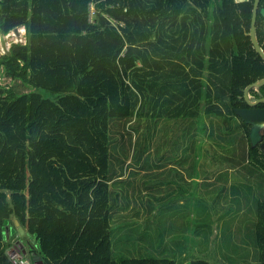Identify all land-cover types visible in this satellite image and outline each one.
Masks as SVG:
<instances>
[{"label":"trees","instance_id":"trees-1","mask_svg":"<svg viewBox=\"0 0 264 264\" xmlns=\"http://www.w3.org/2000/svg\"><path fill=\"white\" fill-rule=\"evenodd\" d=\"M254 1L0 0V33L27 31L0 56V74L29 87L0 86V264H11V250L29 264H176L114 259L108 199L127 198L109 183L128 157L158 155L157 127L174 120L198 136L209 120L214 140L224 126L264 171L236 113L264 79L250 37ZM249 95L264 98V86ZM25 235L34 241L14 243ZM255 235L264 264V202Z\"/></svg>","mask_w":264,"mask_h":264},{"label":"rangeland","instance_id":"rangeland-1","mask_svg":"<svg viewBox=\"0 0 264 264\" xmlns=\"http://www.w3.org/2000/svg\"><path fill=\"white\" fill-rule=\"evenodd\" d=\"M92 6L91 12L94 14ZM26 27L12 30L7 35L0 33V56L6 54L14 43H25ZM14 85L18 91H28L29 87L20 81H12L9 77L0 74V86ZM226 141L224 150L220 146H213L212 155L223 153L232 162L237 161L238 171L230 173L227 191L219 190L224 185H218L212 192L204 194L203 190L191 193L187 200L184 212H170L160 214L157 210L156 197L150 199L149 212L139 214L136 211L127 212L120 219L125 223L142 221L149 232V237L143 238L139 231L126 240H116L114 246L118 251L115 260L145 258H160L172 260L176 264H191L196 261H205L209 264H259L258 248L255 231L252 229L256 220L259 203L264 202V171L253 164H245L240 156L243 141L241 136L231 137ZM215 145V144H214ZM236 148V152L230 149ZM242 183V185H241ZM239 187V188H238ZM180 198V197H177ZM229 205L228 219H224L222 204ZM123 206L122 204H119ZM108 199V209L113 211L119 207ZM244 206V213L240 214L237 207ZM239 214L240 225L231 219ZM164 215V217H160ZM169 217V218H168ZM163 223V224H161ZM129 225L127 227H130ZM136 228V227H135ZM119 231L115 229L114 232ZM161 231V233L159 232ZM143 232V231H142ZM31 235H25L16 242H33ZM255 250L256 252H253Z\"/></svg>","mask_w":264,"mask_h":264},{"label":"crops","instance_id":"crops-1","mask_svg":"<svg viewBox=\"0 0 264 264\" xmlns=\"http://www.w3.org/2000/svg\"><path fill=\"white\" fill-rule=\"evenodd\" d=\"M236 1L244 2L248 0ZM262 9H264V6ZM181 121L174 120L168 123L167 126L164 125V121L159 123L155 140L159 149L158 155L128 157L125 160L123 174L120 175V178L110 181V194L127 198L122 200L124 201L123 207L119 206L114 211L112 209L111 225L113 230L111 241L113 255L118 251V247L114 246L115 235L120 236L116 238L119 241L126 240L128 237L133 238L137 230L143 238L150 236L142 221L135 224L122 223L120 219L125 217L127 212L136 211L139 214H145L151 211L146 204H150V199L153 197H156V206L160 214L184 212L185 208L183 207L188 200H185V197L191 196L192 191L203 190L205 195L207 193L210 195L213 189L219 188L217 186L223 184L224 187L219 188V190L225 192L227 191L226 186L229 184L230 173L238 171L239 167L233 166L238 165L237 159L232 162L224 155V152L212 155L214 154L213 146H220V150H224V143L228 138L224 126H222L220 133H217V139L214 140L209 120H206V124L203 126V134L199 136L200 132H198L196 125L191 123L186 125L183 123L182 125L181 123L177 124ZM235 123L237 122L235 121ZM235 123H233V126L237 127ZM236 127L232 132L237 133ZM244 163L251 164L248 152ZM120 203L121 201L117 202V204ZM220 208H223L224 219L227 220V211L231 210V207L224 203L220 205ZM244 209L243 205L241 208L238 206L236 212L239 211L238 213L243 214ZM160 217L165 218L164 215H160ZM257 218L258 211L252 226L255 234ZM231 219H235V223H238L237 226L240 225L239 214ZM129 225L132 226L127 227ZM115 229H119V231L114 232ZM159 232L161 233V231ZM253 252L256 251L253 250ZM128 259L135 258L129 257Z\"/></svg>","mask_w":264,"mask_h":264},{"label":"water","instance_id":"water-1","mask_svg":"<svg viewBox=\"0 0 264 264\" xmlns=\"http://www.w3.org/2000/svg\"><path fill=\"white\" fill-rule=\"evenodd\" d=\"M261 0H255L254 6L252 9V19H251V28H250V37L253 43V46L256 52L262 57L264 60V49L262 48L256 32V24L258 19V12L260 8ZM264 18V9L260 11ZM263 35H264V21H263ZM264 86V79L257 81L251 85H249L244 92V98L249 106L246 109H238L236 110L237 115L243 120V122L251 125L250 129V141L252 147H257L264 140V109L259 108L258 106L261 103H264V98L258 99L256 101H252L250 99V90L253 88H260ZM262 145L261 148H263ZM14 224L17 227V230L20 235L24 234L23 229L19 226L18 220H14Z\"/></svg>","mask_w":264,"mask_h":264},{"label":"built area","instance_id":"built-area-1","mask_svg":"<svg viewBox=\"0 0 264 264\" xmlns=\"http://www.w3.org/2000/svg\"><path fill=\"white\" fill-rule=\"evenodd\" d=\"M8 258L11 264H29L28 259L21 256L18 252L11 250L8 252Z\"/></svg>","mask_w":264,"mask_h":264},{"label":"flooded vegetation","instance_id":"flooded-vegetation-1","mask_svg":"<svg viewBox=\"0 0 264 264\" xmlns=\"http://www.w3.org/2000/svg\"><path fill=\"white\" fill-rule=\"evenodd\" d=\"M262 145H264V140L258 145L259 149L261 150L262 153H264V147H262Z\"/></svg>","mask_w":264,"mask_h":264}]
</instances>
